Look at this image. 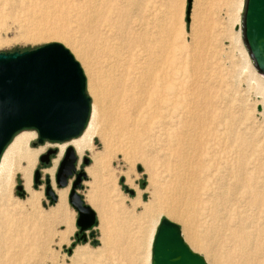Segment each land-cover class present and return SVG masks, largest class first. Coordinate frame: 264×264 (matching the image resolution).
I'll list each match as a JSON object with an SVG mask.
<instances>
[{"label": "rangeland", "instance_id": "obj_1", "mask_svg": "<svg viewBox=\"0 0 264 264\" xmlns=\"http://www.w3.org/2000/svg\"><path fill=\"white\" fill-rule=\"evenodd\" d=\"M108 1L112 6L117 4V0ZM139 1L141 3L134 7L135 11L140 17H146L150 31H157V39L162 37L165 44L168 43L170 47L155 52L157 54L155 58L158 60L155 63L156 68L161 73L160 70L164 71L167 65L171 71H178L180 76H184L188 81L187 95L195 103V106L191 105L188 110L196 111L200 115L198 130L209 132L213 129H228L226 123L232 122L236 130L245 132L248 141L251 142L248 149L250 154L248 168H251V174L260 176L264 180V116L257 109L264 101V92L256 81V79H264V76L259 75L252 65L241 40V34L237 36L235 32L238 23L241 22L243 0L239 7L230 11L221 4L222 0ZM157 25H161L164 33L159 31ZM170 37L172 40L169 39ZM54 42L68 49L83 71L86 92L90 98L88 123L95 103L93 86L100 87L107 75L109 61L107 53L99 48L89 29L84 27L73 13L63 12L59 7L42 0H0V52L31 50ZM79 51L87 54L94 79L91 78V73L89 74ZM169 81L175 82L176 79L171 78ZM243 122L248 123L246 131ZM22 132L34 135L29 142L31 148L43 147L36 157L30 180L32 190L41 192L38 210L44 212L54 207L57 202L55 189L60 187L56 183V174L65 149L70 145H67L59 155L60 145L68 141H44L39 144L35 129H23ZM225 143L222 141V144ZM102 146L101 137L94 136L93 148L81 154L75 150L78 157L76 174L80 172L85 174L81 178L80 185L75 188V192L95 211V226L80 232L76 224L78 213L69 203L71 185L76 180V175H73L68 179L67 184L61 187L67 188L66 216L53 226L55 232L49 231L51 225L32 216L31 210H23L22 213L14 215L0 214V264H71L69 257L73 249L85 246L87 251L96 250L101 245L100 239L105 229L109 234L110 261H108L111 264H127L125 257L127 258L128 255L122 254L120 249L130 254L141 252L142 264H150L151 243L158 222L162 218L178 224L182 237L190 249L202 255L208 264H213L208 261V257L213 256L214 250L221 252L224 250L226 236L214 231L210 216L202 210L198 201L190 206L181 203L182 206L179 204L177 209L191 217L196 231L209 236L205 244L211 247V252L193 245L184 230L183 221L161 210L170 204L162 198L164 194L161 188H158L159 185L157 187L155 182L150 181L145 162L148 157L155 156L154 150L135 147L125 143V140L116 138H111L107 147ZM48 151L54 152L49 154L47 163L41 162L40 157ZM98 154H102V167L99 170L100 177L95 178L93 159ZM84 159L88 160L87 164L84 163ZM21 165H24L23 162ZM52 167L54 172L50 174L46 170ZM152 169L155 172L157 167ZM35 171L39 172L37 184L34 182ZM127 172L130 179H127ZM21 176V173L16 171L9 182L11 201L19 206L23 203L25 205L28 198ZM101 185L109 188L111 193L109 197L98 196ZM18 186L22 187L21 192L17 190ZM47 186L55 194L56 199L52 200L46 194ZM89 190H93V195L97 194V196L89 197ZM238 197L240 198V193L237 199ZM152 199L156 206L155 211L149 214L143 202L148 203ZM232 203L234 204V201ZM258 219L257 217L256 220L259 222ZM260 219L264 220V218ZM64 231L68 232L66 238L62 235ZM83 234L85 238L82 237ZM122 237L123 240L117 243Z\"/></svg>", "mask_w": 264, "mask_h": 264}, {"label": "bare ground", "instance_id": "obj_2", "mask_svg": "<svg viewBox=\"0 0 264 264\" xmlns=\"http://www.w3.org/2000/svg\"><path fill=\"white\" fill-rule=\"evenodd\" d=\"M42 1L59 7L63 12L73 13L89 29L95 43L107 53L109 59L107 75L102 84L100 87L93 86L95 103L85 129L78 138L73 137L75 139L71 138L67 140L68 143L60 145L59 155L67 145L79 154L93 148L94 136L101 137L104 147H107L111 138H116L135 147L153 149L155 156L145 160L149 179L157 187L159 185L158 188L164 194L162 198L170 204L161 210L183 221L184 230L193 245L211 252V247L205 244L209 236L196 231L191 217L177 209L179 204L190 206L198 201L202 210L210 216L214 231L226 236L224 250H214L208 261L213 264H264V220L260 219L264 218V180L252 175L251 168H248L251 142L245 132L236 130L232 122L226 123L228 129H213L209 132L198 130L200 115L188 110L191 105L195 106L194 100L187 95L188 81L178 71H171L167 65L164 71L160 70L161 73L156 68L158 60L155 52L170 47L162 37L157 39V31H150L146 17H140L135 11L134 7L141 2L117 0V4L112 6L108 0ZM241 3L242 0L221 1L228 11L239 7ZM157 26L164 33L161 25ZM235 32L237 36L241 34L242 40L241 22ZM79 52L94 79L87 54ZM171 78L176 81H169ZM256 81L264 92V79ZM259 106L260 114L264 116V101ZM244 123L246 131L248 123ZM33 136L22 131L17 133L0 156V214L14 215L31 210L32 216L51 225L49 231L55 232L53 226L66 216L67 188L55 189L57 202L54 207L44 212L38 210L41 192L32 190L30 176L43 147L29 146ZM222 141L226 143L222 144ZM101 155L93 159L95 178L100 177ZM155 166L157 170L154 172L152 168ZM54 167L46 171L53 174ZM16 171L21 173L28 194L25 205L23 203L20 206L15 205L10 198L9 182ZM126 175L130 179L129 172ZM93 193V190H89V197L97 196ZM239 193L240 198L237 199ZM109 194V188L101 185L98 196L106 198ZM143 203L146 211L152 213L156 206L154 199ZM67 233L62 232L63 238H66ZM100 240L101 245L96 250L87 251L85 246L73 249L69 257L71 264H111L106 229L102 231ZM120 250L122 254L128 255L125 257L127 264H142L141 252L130 254L124 249Z\"/></svg>", "mask_w": 264, "mask_h": 264}, {"label": "water", "instance_id": "obj_3", "mask_svg": "<svg viewBox=\"0 0 264 264\" xmlns=\"http://www.w3.org/2000/svg\"><path fill=\"white\" fill-rule=\"evenodd\" d=\"M188 12L189 5L187 18ZM241 29L242 41L252 64L264 75V0H244ZM89 113L85 76L63 45L54 42L31 50L0 52V156L13 136L23 129H35L39 144L65 142L76 137L85 128ZM51 152L54 151L41 156L40 161L47 163ZM77 160L74 149L67 147L57 170L56 183L64 187L68 179L76 175L69 192V203L78 213L76 224L80 232H84L95 226L96 213L75 192L85 176L83 172L76 174ZM83 161L88 163L87 159ZM38 181L39 172L35 171V184ZM17 190L21 192L22 187L18 186ZM46 194L52 200L56 199L49 186ZM151 264L208 263L190 249L178 224L162 218L151 245Z\"/></svg>", "mask_w": 264, "mask_h": 264}]
</instances>
